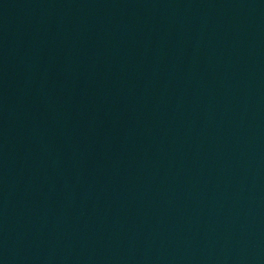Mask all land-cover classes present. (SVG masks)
Wrapping results in <instances>:
<instances>
[{
  "label": "water",
  "instance_id": "1",
  "mask_svg": "<svg viewBox=\"0 0 264 264\" xmlns=\"http://www.w3.org/2000/svg\"><path fill=\"white\" fill-rule=\"evenodd\" d=\"M0 264H264V0H0Z\"/></svg>",
  "mask_w": 264,
  "mask_h": 264
}]
</instances>
